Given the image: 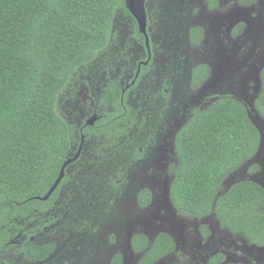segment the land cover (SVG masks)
<instances>
[{
  "label": "flooded vegetation",
  "instance_id": "obj_1",
  "mask_svg": "<svg viewBox=\"0 0 264 264\" xmlns=\"http://www.w3.org/2000/svg\"><path fill=\"white\" fill-rule=\"evenodd\" d=\"M142 2L144 30L125 0L108 43L80 67L91 70L63 90L58 107L74 139L62 166L74 160L47 199L38 197L56 179L0 219V264H225L232 254L264 264V251L248 250L264 245L223 227L215 213L185 216L167 197L178 135L195 113L225 97L248 109L237 90L243 78L249 94L262 92L253 88H263L264 0ZM236 172L224 194L259 173ZM174 219L179 237L159 232ZM162 233L174 246L153 260Z\"/></svg>",
  "mask_w": 264,
  "mask_h": 264
},
{
  "label": "trees",
  "instance_id": "obj_2",
  "mask_svg": "<svg viewBox=\"0 0 264 264\" xmlns=\"http://www.w3.org/2000/svg\"><path fill=\"white\" fill-rule=\"evenodd\" d=\"M125 7V0H0L2 221L18 207L17 199L43 195L59 176L74 133L58 97L108 43L112 18ZM256 109L264 117V71ZM260 142V131L235 98L197 111L177 139L171 195L178 211L191 218L215 213L223 227L264 245V188L246 180L218 195ZM173 246L162 233L148 254L156 260ZM214 263L221 264L217 258Z\"/></svg>",
  "mask_w": 264,
  "mask_h": 264
},
{
  "label": "water",
  "instance_id": "obj_3",
  "mask_svg": "<svg viewBox=\"0 0 264 264\" xmlns=\"http://www.w3.org/2000/svg\"><path fill=\"white\" fill-rule=\"evenodd\" d=\"M126 3H127V7L129 8V10L138 19V21H139V23L141 25L142 30H144L145 25H146V12H145V8L143 6L142 0H126ZM214 74H215V70L213 69V75ZM245 81H246V78H243L242 82L238 84V89L237 90H238L239 95L241 97H243L242 99L246 101V104H247V107H248L247 112H248L249 119L251 120V122L253 123V125L257 127V129L261 133V142H260V147H259V150L257 151V153L251 159H249L241 168H239L237 170V172L235 171L236 173L243 172V171H247L254 164H258L260 166H263L264 165V160L261 157L262 151L264 149V123L262 121V119H263L262 116L260 115V113L257 111V109L255 107V103H256V99L258 98V96H257L258 94L256 95L257 97L256 96H253V94L252 95L249 94L248 88H247V84L245 83ZM253 89H254V92L256 93L258 91L260 92V90L262 89V87H260V85H256ZM94 122H95V119L89 121V124H94ZM72 160H74V159H68L67 161H65V163L62 166V169L60 171V174L57 177V179L55 180V182L53 183L52 187L49 189V191L47 192V194L45 196H43V197H40L39 196L38 199L45 200V199H47L52 194V192L56 189V187L61 182V180H62V178L64 176V173H65V168L67 167V165ZM261 173L264 174V171L262 170ZM259 175H260V173L257 174L255 177H253L252 181L260 184L264 188V179L263 180L260 179L259 178ZM234 177L235 176L232 175L231 176V179H234ZM218 195H220V194H218ZM167 197H168V202H170L169 199L172 200V198H171V191H169V190L167 191ZM172 202H173V200L171 201V204L174 205ZM205 221H206V219L202 220L201 222L204 223ZM173 225H175L177 227V231L172 228ZM178 226H179V221H177L176 219H174L173 224L170 227H168L169 229L163 227V228H160L159 229V232L170 233L173 237H176L177 238V236L179 237V232H181V230L179 229L180 226L179 227ZM249 248L250 249H248V250H251V249L256 248V249H258L260 251H264V248L263 247L251 246ZM231 257H232V259H234V256H230L229 258H227L225 260V262H228L229 259H231ZM243 262L246 263V261H243Z\"/></svg>",
  "mask_w": 264,
  "mask_h": 264
},
{
  "label": "rangeland",
  "instance_id": "obj_4",
  "mask_svg": "<svg viewBox=\"0 0 264 264\" xmlns=\"http://www.w3.org/2000/svg\"><path fill=\"white\" fill-rule=\"evenodd\" d=\"M89 70H91V67L89 68H78V70L74 73V80H78L80 77H81V75H83V74H87V72L89 71ZM74 82V81H73ZM67 91H69V89H67ZM62 97V95H59V97H58V103H59V100H60V98ZM67 98V97H66ZM67 107H69V106H67ZM67 107H64V108H67ZM250 167V166H249ZM252 167V166H251ZM261 170H262V167L261 166H259V168H258V170L257 171H254V172H259L260 173V175H259V178L260 179H264V174L263 173H261ZM259 173H257V174H259ZM236 181H238V179H236ZM236 183V182H235ZM226 191V190H225ZM222 193H224V191L223 192H221V194ZM215 218V217H214ZM213 219V218H212ZM216 219V218H215ZM215 219H213V220H215ZM234 238V237H233ZM230 239H231V237H230ZM231 256H234V259H232V257H231V259L232 260H230L229 262H226V263H228V264H240V263H244L243 261H246V263H248V259H245V258H243V257H239V256H237V255H234V254H232ZM235 260V261H234ZM225 263V264H226Z\"/></svg>",
  "mask_w": 264,
  "mask_h": 264
},
{
  "label": "clouds",
  "instance_id": "obj_5",
  "mask_svg": "<svg viewBox=\"0 0 264 264\" xmlns=\"http://www.w3.org/2000/svg\"><path fill=\"white\" fill-rule=\"evenodd\" d=\"M255 165V164H254ZM256 165H258V164H256ZM253 166V165H252ZM258 166H260V165H258ZM262 167V166H261Z\"/></svg>",
  "mask_w": 264,
  "mask_h": 264
}]
</instances>
